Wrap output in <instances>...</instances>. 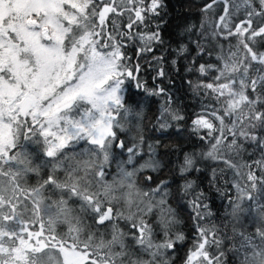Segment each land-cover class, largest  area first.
Listing matches in <instances>:
<instances>
[{
	"label": "snow or ice",
	"instance_id": "1",
	"mask_svg": "<svg viewBox=\"0 0 264 264\" xmlns=\"http://www.w3.org/2000/svg\"><path fill=\"white\" fill-rule=\"evenodd\" d=\"M212 3L205 7L211 8ZM219 3L223 5L219 21L228 28L236 19L228 35L238 37L245 55L216 69L219 83L204 85L223 105V115L211 110L218 126L204 116L192 123L195 131L207 130L200 138L211 141L207 155L213 159L228 137L231 139L224 146L229 150L238 151L241 138L260 150L259 160L244 165L247 183L235 185L238 195L232 214L236 216L246 211L241 209L244 200L264 199V74L248 75L253 62L264 73V52L254 51L256 43L264 47V0ZM163 7V0H0V264H168V250L185 239L181 233L170 236L174 221L165 215L161 216L163 239L158 242L142 218L131 223L127 236L119 228L117 221L133 217L114 211V204L122 199L131 205L141 195L135 175L145 168L154 171L151 159L133 171L120 165V178L111 184L98 179L94 185L87 179L89 174L103 178L113 145L125 147L114 129L122 130L117 119L121 113L127 117L132 112L125 105L124 84L136 81L134 71H139L138 65L135 70L127 66L123 45L105 33L106 19L128 11L133 23L144 24L149 17L158 18ZM105 38L108 42H102ZM139 38L145 42L141 51H151L150 44L159 41L160 34L152 31ZM199 70L204 73L205 67L201 65ZM134 86L140 88L139 83ZM225 117H234L230 126L225 125ZM32 137L46 158L36 166L21 143ZM81 142L89 156L102 158L100 163L87 159L72 163ZM126 151L130 164L137 152L132 147ZM224 162L232 169L237 167ZM192 165V159L186 157L183 170ZM41 166L50 168L47 177L35 186H26V176L39 175ZM90 168L94 169L91 173ZM58 172L63 173L62 180ZM46 188L58 192L59 199L52 201L49 196L48 205L42 208ZM158 192L160 186L153 194ZM68 201L79 204V209L69 207ZM156 207L161 213H171L163 199ZM152 208L150 203L141 215ZM77 211L87 214L92 225H85ZM60 224L66 225L65 233L56 231ZM101 228L109 233L108 239ZM258 233L264 241V231ZM193 239L185 264H222L223 253L210 256L208 251L210 244H219L214 231L198 226ZM241 239V247L251 248V255L246 251L241 264H264V248L256 249L242 233Z\"/></svg>",
	"mask_w": 264,
	"mask_h": 264
},
{
	"label": "trees",
	"instance_id": "2",
	"mask_svg": "<svg viewBox=\"0 0 264 264\" xmlns=\"http://www.w3.org/2000/svg\"><path fill=\"white\" fill-rule=\"evenodd\" d=\"M210 3L212 0H163L164 7L159 17H149L144 24L133 23L128 11H123L122 15L110 14L105 22V33L114 37V42L123 45L121 51L127 57V66L135 70L138 65L139 71H134L136 81L126 80L124 84L125 105L131 107L132 112L127 117L123 113L117 117L122 128L115 129L117 139H121L125 147L120 149L113 145L110 159L104 164L103 178L89 174L87 179L92 180L94 185L98 179L113 183L120 163L129 165L127 161L130 154L126 149L137 148L142 139V154L133 159V163L137 164V160L146 155L148 144L151 150L149 154H153L159 164L154 171L143 169L136 172V187L141 195L134 197L131 205L121 199L118 204H114V211L118 209L125 217H133L132 220L117 221L126 236L131 231V223H138L142 218L151 227L156 242L163 239L161 216L173 220L170 236L181 233L185 239L177 242L174 250H168V264H185V258L195 242L193 238L197 235L198 226L215 232L219 244H210L208 251L210 256L223 253L222 264H241L246 251L251 255V248L241 247V233L253 241L256 249L264 248V241L258 233V230L264 231V208L261 207L264 199L244 200L241 209L246 211H240L236 216L232 214L238 195L235 185L247 183L243 176L248 169L244 165L259 160L260 150L242 138L237 141L240 145L238 151L229 150L224 146L231 139L228 137L216 153L217 158L213 159L207 155L211 141L200 138L206 135L207 130L195 131L192 123L204 116L218 126L219 122L213 119L211 110L215 108L218 114L223 115V105L216 99V94L204 85L219 83L216 69L222 68L225 62H238L245 55L238 37L228 35L229 26L232 27L236 19L228 24V28H224L219 21L223 5L217 0L211 8H206ZM129 23H132L131 29L127 28ZM152 31L159 32L160 40L150 44L151 51H141L145 42L139 37ZM102 42L108 41L105 38ZM254 51L264 52V47L256 43ZM201 65L205 67L204 73L199 70ZM260 67L253 62L248 75L255 78L258 74H264L260 73ZM161 71L163 76L159 75ZM234 75L239 77L240 74ZM136 83L140 84V88L134 86ZM259 93L258 88L257 95ZM177 116L182 119H176ZM233 118L225 117V125L230 126ZM21 143L24 144L23 150L30 148L26 155L32 166L46 159L36 137L28 141L22 139ZM85 147L81 142L72 163L86 159L100 163L102 158L89 156L83 151ZM186 157L192 159L193 165L191 169L183 170ZM225 160L235 164L236 169L228 167ZM89 171L91 173L94 169L90 168ZM255 171L260 175L259 169ZM49 172L50 168L41 166L39 175L29 173L26 186L37 185ZM57 175L63 179L62 172ZM78 175L82 176L83 173ZM188 184L191 187H186ZM157 186H160V192L153 194ZM164 192L167 194L163 195ZM144 193L148 195L144 196ZM115 195L119 197L120 193L116 192ZM49 196L52 201L59 199L58 192L46 188L47 203ZM161 199L171 209L170 214L161 213L156 207V202ZM150 203L153 205L152 211L141 215ZM68 206L79 209V204L73 201H68ZM41 214L44 215L43 211ZM76 214L81 216L85 225H92L87 214L79 211ZM91 230L96 231L95 226ZM56 231L65 233L67 227L57 225ZM100 231L104 233L105 239L109 238L107 231L103 228Z\"/></svg>",
	"mask_w": 264,
	"mask_h": 264
},
{
	"label": "rangeland",
	"instance_id": "3",
	"mask_svg": "<svg viewBox=\"0 0 264 264\" xmlns=\"http://www.w3.org/2000/svg\"><path fill=\"white\" fill-rule=\"evenodd\" d=\"M233 28V26L231 27V26H229V29H232ZM233 31H234V29H233ZM133 121V120H132ZM133 123H135L136 124V122L135 121H133ZM138 127H139V125H138ZM134 148V147H133ZM143 143H142V139L139 141V145H138V147L137 148H134V150L137 152V154L136 155H134V156H139V155H141L142 154V151H143ZM30 149V148H29ZM29 149H27V150H23L25 153H26V151H28ZM146 150H147V153H146V155L144 156V157H142L139 161L137 160V164H134L133 163V159H134V156L132 157V162L129 164V165H127V164H124V163H120V165H123V167L125 168V170H127V171H133L134 169H140V166L142 165V164H144L145 163V161H148L149 159H151L152 161H153V163L155 164V166H157L158 164H159V162H158V160L155 158V156H153V154H149V152L151 151L150 150V147L148 146V144H146ZM145 169H151V168H145ZM118 171H119V167H118ZM118 171H117V174H116V176H115V180H119V175H118ZM28 177V175L26 176V178ZM136 178V177H135ZM136 189H137V187H136ZM138 190V189H137ZM48 205V203H47V201H45L44 200V205H42V207H44L45 205Z\"/></svg>",
	"mask_w": 264,
	"mask_h": 264
},
{
	"label": "water",
	"instance_id": "4",
	"mask_svg": "<svg viewBox=\"0 0 264 264\" xmlns=\"http://www.w3.org/2000/svg\"><path fill=\"white\" fill-rule=\"evenodd\" d=\"M115 130V129H114ZM120 141H122L121 139H120Z\"/></svg>",
	"mask_w": 264,
	"mask_h": 264
}]
</instances>
